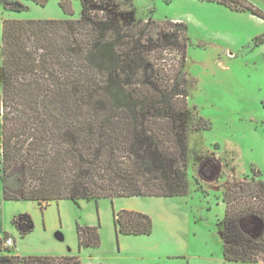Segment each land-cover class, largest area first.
<instances>
[{
	"label": "trees",
	"instance_id": "trees-1",
	"mask_svg": "<svg viewBox=\"0 0 264 264\" xmlns=\"http://www.w3.org/2000/svg\"><path fill=\"white\" fill-rule=\"evenodd\" d=\"M209 1L264 18L248 0ZM90 6L83 0L77 19L3 22L5 199L44 207L66 198L174 197L187 185L188 25L127 22ZM240 189L224 193L223 254L227 261L258 262L264 260V230H256V219L264 221V181ZM13 223L22 234L34 227L28 214ZM115 225L120 234L153 231L152 218L135 210L117 212ZM79 236L80 245L100 243L97 227L79 228ZM6 237L0 233V243ZM0 264L85 263L76 255L5 254Z\"/></svg>",
	"mask_w": 264,
	"mask_h": 264
},
{
	"label": "rangeland",
	"instance_id": "rangeland-1",
	"mask_svg": "<svg viewBox=\"0 0 264 264\" xmlns=\"http://www.w3.org/2000/svg\"><path fill=\"white\" fill-rule=\"evenodd\" d=\"M82 1L0 0V72L5 19H77ZM84 1L94 12L127 22L181 20L188 25L190 39L184 65L190 111L187 185L182 195L168 198H66L49 201L44 207L32 200L4 198L0 233L9 237L0 243V255H76L85 264H120L124 258L120 259L123 256L118 254L119 247L129 248V251L139 247L141 240L164 242L162 235L166 225L159 217L164 209L169 217L188 214L193 219L207 218L216 233L213 255L209 256L210 251L202 250L200 244L192 245L187 249L188 263L219 264L224 244L218 232L223 230L221 223L226 212L224 193L239 191L244 182L252 179L264 181V129L256 127L264 119V54L260 53L264 24L217 1ZM248 1L264 10V0ZM62 2L68 4L69 11L64 10ZM18 4L23 7L16 8ZM257 36L259 39L255 42ZM208 157L216 159L222 167L214 181H206L198 173L201 162ZM0 186L3 187L2 181ZM132 208L153 213L151 236H123L117 232L115 214L122 209L134 210ZM18 214H28L33 219L34 227L26 234L13 223ZM89 226L98 228L100 243L97 246L80 245L79 228ZM171 228L172 233H179L176 227L173 229L171 225ZM8 238L13 241L10 247L4 243ZM187 258L181 261L187 263Z\"/></svg>",
	"mask_w": 264,
	"mask_h": 264
},
{
	"label": "crops",
	"instance_id": "crops-1",
	"mask_svg": "<svg viewBox=\"0 0 264 264\" xmlns=\"http://www.w3.org/2000/svg\"><path fill=\"white\" fill-rule=\"evenodd\" d=\"M239 13L248 14L250 18L257 19L260 21V24H264L263 23L264 18L254 15L250 13L249 11H240ZM262 34H264V31H262L260 35ZM260 43L263 46L260 53L264 54V40H262V42ZM256 127L258 128L263 127L261 129H264V119H262L260 124ZM2 132H3V121L0 115V137L2 135ZM0 181L2 180L0 179ZM2 186H3V182H2ZM144 197H151V196H144ZM152 197H158V196H152ZM4 204H5V201H4V196H3V187L0 186V217H1V210L4 207ZM132 209L134 210L136 209L135 211L146 213L151 218L153 217V213H151L149 210L142 211L139 208H132ZM171 216L172 217H169L164 209H163V212L159 214V217L162 220H164L163 222L166 225L164 235H162L165 237L164 242L163 241L162 242L160 241L146 242V241L141 240V241H138L140 242L139 247H136V249L129 250V251H128L129 248L124 249L123 247H119L118 254L123 256L120 259L124 258L119 263L120 264H176L177 262V264H189L187 257L188 256L190 257V254L187 253V249L188 247L192 245H196V244L198 245L200 244L202 247V250L210 251L211 254H208L209 256L213 255L212 253H213L216 233L214 232L212 228L213 224L208 222L206 220L207 218L202 216L201 219L204 220L202 221L201 219H193L188 214L182 215L184 217H177L176 215H175L176 217L173 215ZM171 225L173 229L176 227V232L179 231L178 234L172 233ZM153 229H154V222H153ZM0 231H1V228H0ZM218 232L221 236V239L223 240L222 232L220 231ZM152 233L151 234H140V235H133V234L132 235L122 234V235L123 236H151ZM59 239L62 240L63 236H60ZM122 242L124 243L123 239L121 240V243ZM223 249H224V244H223ZM184 258H187V263H184L183 261H181ZM232 263L235 264L237 262L225 260L224 254L221 256L219 260V264H232ZM258 264H264V260H259Z\"/></svg>",
	"mask_w": 264,
	"mask_h": 264
},
{
	"label": "water",
	"instance_id": "water-1",
	"mask_svg": "<svg viewBox=\"0 0 264 264\" xmlns=\"http://www.w3.org/2000/svg\"><path fill=\"white\" fill-rule=\"evenodd\" d=\"M221 164L214 158L205 159L199 166L198 173L206 181H214L221 174ZM256 230L262 232L264 230V221L260 218L256 219Z\"/></svg>",
	"mask_w": 264,
	"mask_h": 264
},
{
	"label": "built area",
	"instance_id": "built-area-1",
	"mask_svg": "<svg viewBox=\"0 0 264 264\" xmlns=\"http://www.w3.org/2000/svg\"><path fill=\"white\" fill-rule=\"evenodd\" d=\"M5 245L8 246V247L12 246L13 245L12 239L11 238L6 239Z\"/></svg>",
	"mask_w": 264,
	"mask_h": 264
},
{
	"label": "flooded vegetation",
	"instance_id": "flooded-vegetation-1",
	"mask_svg": "<svg viewBox=\"0 0 264 264\" xmlns=\"http://www.w3.org/2000/svg\"><path fill=\"white\" fill-rule=\"evenodd\" d=\"M0 83L3 84V69H2V67H1V72H0ZM208 158H212V157H208ZM206 159H207V158H206ZM203 161H204V160H203ZM203 161H202V162H203ZM202 162H201V163H202Z\"/></svg>",
	"mask_w": 264,
	"mask_h": 264
}]
</instances>
